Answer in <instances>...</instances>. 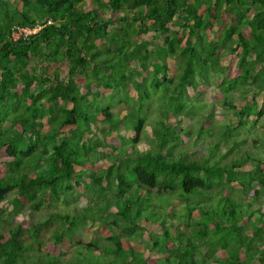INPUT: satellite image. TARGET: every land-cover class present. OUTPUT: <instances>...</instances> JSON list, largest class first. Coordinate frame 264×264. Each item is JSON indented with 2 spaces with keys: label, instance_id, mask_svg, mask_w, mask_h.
Wrapping results in <instances>:
<instances>
[{
  "label": "trees",
  "instance_id": "16d2710c",
  "mask_svg": "<svg viewBox=\"0 0 264 264\" xmlns=\"http://www.w3.org/2000/svg\"><path fill=\"white\" fill-rule=\"evenodd\" d=\"M80 2L0 0V203L28 212L0 227V264H264V0ZM120 86L137 97L114 112ZM133 238L161 255L141 261Z\"/></svg>",
  "mask_w": 264,
  "mask_h": 264
},
{
  "label": "rangeland",
  "instance_id": "374dc122",
  "mask_svg": "<svg viewBox=\"0 0 264 264\" xmlns=\"http://www.w3.org/2000/svg\"><path fill=\"white\" fill-rule=\"evenodd\" d=\"M89 6H90V0H81V2L78 4V11L86 10L87 8H89ZM99 15L100 16L102 15L103 19H108V18L112 17V16H109V15L102 14L101 11H99ZM83 24L82 23L81 24H77L76 27L84 28ZM223 54H224V59L222 61V65L223 66H225L227 64L229 56L234 55L235 58L237 57V54H231V48H228V49L224 50ZM179 61L180 60L178 58H175V56H174V58L172 57V59L170 61V64L175 66L176 64L179 63ZM60 66H61V68H63L65 70L66 63L62 62V63H60ZM259 85L262 86L263 83H261ZM259 85L257 83V87H259ZM217 93H220L219 89L214 87V86L213 87L211 86V87L207 88V93L206 94H202V95L200 94V96L206 98L207 101L210 102L209 109L214 112V114L216 115V119L218 121H221V120L224 121L225 117L221 116L222 109L217 106V100L215 99V97H213L214 94H217ZM109 95L111 96L113 101H111V99L108 100V97L105 99V101L106 102L108 101L107 103H109V102L110 103H114L113 107H112V110L114 112H117V111H119L121 109V107H125L126 106L122 102L119 101V98H122L123 96H127L128 98H132V99L129 100V102H130L129 105H133V103H134L133 101L137 97V93L135 92V89L133 87L126 88V87H122V86L117 87L113 92L109 93ZM192 95H193V93L190 90H186L185 96H186L187 99H189V97H192ZM42 111H43V114H44L45 113L44 107L42 108ZM154 114L155 113H152L151 118L154 116ZM51 115L52 114L48 115L49 116L48 118H44V121H48L49 118L51 117ZM253 118H254L253 116L249 117V119H253ZM179 122L181 124H185L187 122V119H184V118L180 119L178 121V123ZM125 123L123 124V127H121L120 129H114L111 132V134L112 135L119 134L121 136L122 135L123 136L124 135L125 136H128V135L130 136V134L132 133L131 127H128L129 125H126ZM259 126H260V123H259L258 126H256V128L254 130L251 131V133L255 132V130H259L260 131L259 128H261V127H259ZM215 129L218 132H220V128L219 127H216ZM146 132L149 133V129L148 128L146 129ZM223 132H228V131L224 129ZM236 133L237 134H241L242 132H241V130H237ZM90 134H91V132H90ZM72 135H75V134L72 133ZM184 137L185 136H183V138ZM142 146H144V145H142ZM201 151H205L206 153H208V148L206 147V145H205V143L203 141L198 142L197 145L193 149H191V153L192 154H194L196 152H201ZM109 152H111V150L109 148H106V150H100V151H96V152H91V153H89V156L95 161V163L97 165H103L106 162V158H107L106 154H108ZM105 183H106L107 189L111 193L116 194V180L114 178H111V179H108ZM235 195L237 197H240L242 195V191H241L240 188H238L236 190ZM13 197H14L13 194L7 195L5 197V199L0 203V227L7 224V223L4 222V220H6L7 222H12L14 219H17V218L18 219H26L28 217V212L27 211L17 214L13 210V207H12V199H13ZM70 201H72V202H74V203H76L78 205H81V204L84 203L85 198L82 197V198L78 199V198L70 196ZM251 202L254 203V206L256 207L257 210L262 211V212L264 211V198L263 197H261L259 200L254 199ZM168 204H173L172 205V207H173L172 210L174 212V217L173 218L169 217L168 219H172V220H174V222H179L181 224H184L185 215L183 214V209H184L183 208V203L181 201H177V200L176 201L168 200ZM75 213H76L77 216H79L80 209H77V212H75ZM178 215H179V217H178ZM45 218L46 217H43V219H45ZM53 222L56 223L57 221L54 220ZM192 222H194V220H192ZM81 230H84V228L82 227ZM45 235H48V232ZM135 243H139L143 247V253H142L143 257L141 258V261L144 260L147 257H156V256H160L161 255V252L156 250V249H154L152 247V243L147 241L145 238H140V239H134L133 238L132 239V244H135Z\"/></svg>",
  "mask_w": 264,
  "mask_h": 264
},
{
  "label": "built area",
  "instance_id": "2783aa9c",
  "mask_svg": "<svg viewBox=\"0 0 264 264\" xmlns=\"http://www.w3.org/2000/svg\"><path fill=\"white\" fill-rule=\"evenodd\" d=\"M53 23L52 18H48L45 23L37 22L34 26L16 25L11 28V37L16 40L18 38H26L31 34L39 31L43 26Z\"/></svg>",
  "mask_w": 264,
  "mask_h": 264
},
{
  "label": "clouds",
  "instance_id": "9594fccd",
  "mask_svg": "<svg viewBox=\"0 0 264 264\" xmlns=\"http://www.w3.org/2000/svg\"><path fill=\"white\" fill-rule=\"evenodd\" d=\"M14 26H16V25H14ZM21 26V25H20ZM26 26V25H25ZM13 27V26H12Z\"/></svg>",
  "mask_w": 264,
  "mask_h": 264
}]
</instances>
